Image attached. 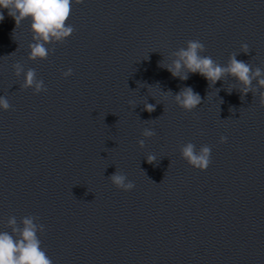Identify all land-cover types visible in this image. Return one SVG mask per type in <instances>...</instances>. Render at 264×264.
I'll list each match as a JSON object with an SVG mask.
<instances>
[{
    "label": "water",
    "instance_id": "95a60500",
    "mask_svg": "<svg viewBox=\"0 0 264 264\" xmlns=\"http://www.w3.org/2000/svg\"><path fill=\"white\" fill-rule=\"evenodd\" d=\"M2 11L0 95L10 108L0 111V230L10 231L9 216L36 217L53 264H264L259 90L241 99L231 76L210 87L161 66L198 39L218 63L237 52L264 68V0L73 2L74 31L43 60L27 58L30 21L16 27ZM17 61L36 70L45 91L20 87ZM185 86L202 98L190 111L159 91ZM146 102L156 107L146 111ZM145 127L154 135L143 137ZM189 141L211 147L206 169L181 158ZM115 171L134 187L113 185Z\"/></svg>",
    "mask_w": 264,
    "mask_h": 264
},
{
    "label": "clouds",
    "instance_id": "9594fccd",
    "mask_svg": "<svg viewBox=\"0 0 264 264\" xmlns=\"http://www.w3.org/2000/svg\"><path fill=\"white\" fill-rule=\"evenodd\" d=\"M73 2L81 3V0H0V21L4 19L3 9H7V14L14 19L16 27L27 18L30 21L28 27L32 33V40L28 44L27 58L43 60L53 51V48L49 47L50 44L64 41L74 31L73 25L67 23ZM204 48L205 45L200 40L189 39L185 42V46L171 53L174 58L170 63H162L161 66L167 69L173 77H178L181 80L188 79L189 73L199 74L208 81L210 87L215 85L218 80H222L225 75L231 76L240 85L241 99L244 98L245 93L249 91L257 93L259 90V104L264 106V68H253L248 62L238 60L237 52L230 53L227 63L221 64L213 60L211 56L202 55ZM249 50V45L246 42L240 44V51L247 53ZM12 68L15 76L20 77L23 74L20 87L31 88L33 93L46 90L44 81L37 78L34 68L25 70L18 61L12 64ZM71 74L70 67L61 73L63 77H68ZM253 80L256 81V85H253ZM216 90L218 93L219 88ZM159 91L165 96L170 94L176 105L185 111L195 109L202 99L201 95L190 86L183 87L175 94L161 89ZM226 91L231 92L232 89L228 88ZM128 103L135 106L132 100H129ZM155 107L154 103L146 102L144 104V110L149 112ZM9 108L10 103L7 97L0 95V111ZM141 135L151 137L154 135V130L145 127ZM226 139L221 135L219 142L223 143ZM137 143L143 147L144 139H139ZM179 152L181 158L193 168L204 170L210 163L211 147L207 144H203L197 149L189 141L180 146ZM145 159L152 163L157 160V156L154 153H148ZM109 179L113 185L123 190H130L134 187V183L120 171H115ZM35 220L36 217L32 215L21 217L19 222L14 215L7 218L6 225L10 231L0 230V264H53L41 246L42 241L38 235L43 233L44 225L35 222Z\"/></svg>",
    "mask_w": 264,
    "mask_h": 264
}]
</instances>
